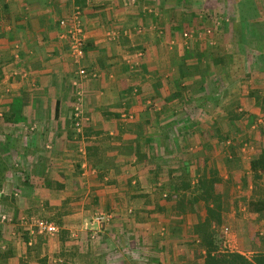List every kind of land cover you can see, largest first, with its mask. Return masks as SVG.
<instances>
[{"label": "rangeland", "instance_id": "374dc122", "mask_svg": "<svg viewBox=\"0 0 264 264\" xmlns=\"http://www.w3.org/2000/svg\"><path fill=\"white\" fill-rule=\"evenodd\" d=\"M111 1L122 14L129 16L127 22L133 23L134 27L130 34L143 28V33L147 34V39L144 37L143 40L158 43L154 46L157 55L167 57L169 52L175 58V65L169 66L164 58L165 63L160 66L161 75L168 73L169 68H172V75L170 73L165 79L155 77L154 82L157 85L163 83L164 87L170 84V90L182 95L183 103L188 96L190 99L187 101L189 107L184 104L182 109H176V106L180 107L176 103L172 113L174 125L165 131L173 135L174 140L170 148L166 145L163 148L164 155L170 150V154L185 156L190 164L186 166L185 174L172 175L170 182L175 180L178 185V180L187 182L193 179L191 183L188 181L189 188L184 190L185 194L181 193L182 196L177 198L183 207H179L177 213L184 216L179 227L191 231L189 238L177 243L182 248L191 249L182 256L186 260L190 257L192 264H200L203 259V248L199 247L197 237L199 232L194 228L207 215V206L202 200L194 202L192 198L197 194L198 177L203 172L207 175L214 172L222 178L221 182L219 179L214 184V188L219 183L221 185L220 191H214L220 204L218 218L209 219V232L215 234L218 241L216 251L239 252L250 257L252 251L258 249L260 237L264 236V214L246 209L249 201L264 199L263 173L257 172L253 176L248 168V162L264 145V130L259 129H264V112L260 111L257 102L264 95V0ZM76 11L79 9L75 8L61 20L68 22ZM78 18L82 21L80 14ZM59 21L60 37H63L64 28ZM138 21L142 25L136 23ZM140 37L136 35L134 39ZM65 39L71 61L78 64L83 54L75 62L70 54L69 41ZM128 45L129 50L130 42ZM138 46L133 47L141 49ZM9 60L7 55L4 56L0 66L6 67ZM3 70L0 74V251L8 247L14 254L0 264H30L33 253L27 256L26 245L35 240L40 245L38 254L46 256L50 262L109 264L111 260L106 249L113 212L110 200L114 198H109V195L122 193L115 189L121 186L120 183H125L128 189L123 197L131 196L130 188L134 187L132 190L142 191L131 198H138L147 205L148 201L156 198L152 186L167 173L168 158L159 155L164 158L161 172L153 170L148 174H137V169L132 168L134 163H128L124 165L123 176L117 178L100 169L105 163L110 165L112 159L101 158L100 164L94 167L91 164H97L98 158L90 155L88 158L87 154L83 158L75 154L56 156L58 143L48 140L47 133L43 137L40 126L27 121L29 115L24 114L23 108L18 121L11 119L13 113L9 103L13 99L23 100V97L17 93L15 85H8L12 81L15 84L17 79H6L9 74L13 75L12 69ZM190 90L196 95L191 97ZM169 98L172 99L171 92ZM162 101L165 102L164 99ZM194 103L201 106L195 108ZM77 104L80 113L75 118L73 113ZM82 107L81 94L75 93L69 108V127L75 136L81 134V121L85 117ZM169 110L166 112H171ZM154 112L147 111L146 121L151 122L156 117ZM5 114L8 120L4 119ZM181 145L185 150L180 151ZM130 178L134 184L129 183ZM146 189L150 191L143 194ZM193 204L197 211L184 213L186 208H193ZM154 205V211L165 212L164 207L160 211L155 202ZM149 209L143 207V211ZM167 214L174 215V207L167 209ZM95 215H100L103 221L94 222ZM38 221L53 224L56 232H37L35 224ZM162 223L164 230H161V235L156 229L152 230L159 238L168 240L174 226L169 222ZM24 232L29 238L26 244L23 242ZM152 236L145 248L156 247V236ZM144 254L140 253L143 258L125 254L122 262L146 264L149 260ZM118 262L121 263L119 260L115 263Z\"/></svg>", "mask_w": 264, "mask_h": 264}, {"label": "crops", "instance_id": "0c3cea01", "mask_svg": "<svg viewBox=\"0 0 264 264\" xmlns=\"http://www.w3.org/2000/svg\"><path fill=\"white\" fill-rule=\"evenodd\" d=\"M81 3L78 5L74 0H0V62L6 55L10 58L6 67L0 66V74L1 69H12L13 75L9 74L6 79L18 80L8 85H15L17 93L23 97V112L29 115L27 121L40 126L43 137L47 133L48 140L58 143V157L75 154L83 158L88 154L87 147H90L99 161L101 158L112 159L110 165L105 163L100 169L117 178L123 176L124 165L128 163H134L132 168L137 169V174H148L153 170L161 172V162L167 157V173L158 177L160 180L152 186L156 198L148 201L147 205L138 198H131L142 191L132 190L134 187L129 189L131 196L128 194L124 198L128 189L125 183H120L121 186L115 189H120L121 194L109 195V198L114 197L110 200L113 212L106 249L111 260L109 264H124L125 254L140 257V253H145L143 256L148 258L146 264H192L190 257L186 260L182 256L191 249L177 245L191 234V231L180 229L184 216L177 213L180 209L177 198L185 191L178 189L175 192L177 183L175 180L170 182L172 175L185 174V168L190 164L185 156H175L174 152L169 153L170 150L163 154L164 146L170 148L174 140L173 135L165 131L174 125L172 113L176 103L180 106L176 109L184 104L189 107L187 101L190 99L187 95L188 99L183 103L182 95L176 98L175 91L169 89L170 84L164 87L163 83L157 85L154 82L155 77L169 78L172 68L161 75L160 66L164 65V58L169 66L175 65V58L169 52L167 57L157 55L154 46L158 43L143 40L144 37L147 39L143 28L130 34L131 29L134 30L133 23L127 22L129 16L122 14L111 0H83ZM75 8L79 9L84 35V53L78 64L71 61L67 40L60 37L62 29L58 25V21L68 17ZM136 23L142 25L140 21ZM136 35L142 37L134 39ZM129 42L131 48L128 50ZM80 67L85 71L82 76L77 73ZM170 92L172 99L169 98ZM75 93L81 94L85 115L78 136L69 127V108ZM189 95L193 97L196 94L190 90ZM193 106L201 105L194 103ZM148 110L155 111L156 117L151 122L146 121ZM31 114L38 116L32 118ZM182 148L180 151L185 150ZM213 152L216 154L217 150ZM217 177L221 182V176ZM192 180L187 181L191 183ZM181 182L186 181H179V185ZM129 183L134 184V180L130 178ZM218 188H221L220 183L214 191H220ZM148 191L146 189L142 193L147 194ZM154 202L159 206L158 210L164 207L165 212L154 211ZM203 204L211 206L210 202L203 201ZM194 205L186 208L184 213L194 212ZM143 207L150 209L143 211ZM171 207H174V215L167 214ZM162 222L174 226L168 240L158 237L164 230ZM152 229H156L158 234ZM152 234L156 236L157 245L145 248L147 240L150 243L153 239ZM117 260L121 263H115ZM199 262L202 264V259Z\"/></svg>", "mask_w": 264, "mask_h": 264}, {"label": "trees", "instance_id": "16d2710c", "mask_svg": "<svg viewBox=\"0 0 264 264\" xmlns=\"http://www.w3.org/2000/svg\"><path fill=\"white\" fill-rule=\"evenodd\" d=\"M83 1V0H82ZM81 1V2H82ZM75 3L78 5H82L80 0H74ZM186 52V51H185ZM182 67H180L181 69ZM183 70V69H182ZM182 70H179V72H182ZM175 97L179 96V92H176L174 94ZM22 102L23 100L21 99H13L9 103V109L11 111V119L14 121H18L20 119V113H21V108H22ZM258 102V107L261 112H264V95L263 98H261ZM4 119L8 120L7 115H4ZM260 130H264L263 128H259ZM87 157L89 158V154L92 152V156L95 157V151L87 147ZM97 163H100L98 160ZM94 167H97L99 164H91ZM248 168L249 170L253 173V176L257 173L260 172L261 174L263 173L264 175V145L259 147V150L257 153L254 155L253 159H251L248 162ZM259 176V175H257ZM197 183H196V197L192 198V201H197L198 199L202 200V202H210L211 206L206 207L207 215L203 218V220L200 221L194 228L196 231L199 232L197 234L198 236V243L199 247L203 248V259H202V264H264V236L260 237L259 239V245L258 249L255 251H252L250 257H247L246 255L239 253V252H229V251H222V252H217V238L215 234L212 232H209V219L218 218V211L220 209V204L218 201V197L215 196L214 192V184L218 182V177L216 176V173H210V174H205L203 172L200 177H198ZM179 182V180H178ZM179 187V188H178ZM189 188V183L187 182H181L180 185L178 184L174 191L179 190H185ZM2 198V195H0V199ZM178 205V207H180ZM183 208V207H180ZM248 212L253 211L254 213H257L259 215L264 214V199L263 198H257L255 200H251L247 203L246 207ZM28 234L26 232L23 233V242L24 244L27 243L28 240ZM27 248V256L32 254V258L30 259V264H64V261H57V262H50L46 256H40V245L39 243L35 240L33 243L30 245H26ZM39 253V254H38ZM13 251L12 249L6 247L5 249L0 251V263H5L7 258L13 256ZM20 264V262H19Z\"/></svg>", "mask_w": 264, "mask_h": 264}, {"label": "built area", "instance_id": "2783aa9c", "mask_svg": "<svg viewBox=\"0 0 264 264\" xmlns=\"http://www.w3.org/2000/svg\"><path fill=\"white\" fill-rule=\"evenodd\" d=\"M78 11L74 13V15L70 18L68 22H64L63 20L59 21L60 26L64 28L63 37L67 38L69 41V48L70 54L75 62H78V59L82 57L83 54V42H84V35H83V28L82 23L78 18ZM77 73L81 76L84 75V70L79 68ZM80 113L79 104L74 107V117L78 118ZM78 124V122H75ZM94 222L100 223L103 221L100 215H95L93 217ZM37 232H44L45 234H53L56 232V227L51 223H46L42 221H38L36 224ZM33 230H30L32 233Z\"/></svg>", "mask_w": 264, "mask_h": 264}]
</instances>
